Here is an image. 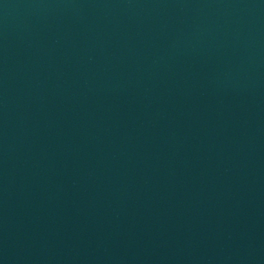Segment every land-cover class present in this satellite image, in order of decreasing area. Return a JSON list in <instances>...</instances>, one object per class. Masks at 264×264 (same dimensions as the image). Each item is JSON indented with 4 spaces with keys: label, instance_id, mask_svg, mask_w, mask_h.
<instances>
[{
    "label": "water",
    "instance_id": "95a60500",
    "mask_svg": "<svg viewBox=\"0 0 264 264\" xmlns=\"http://www.w3.org/2000/svg\"><path fill=\"white\" fill-rule=\"evenodd\" d=\"M0 264H264V0H0Z\"/></svg>",
    "mask_w": 264,
    "mask_h": 264
}]
</instances>
